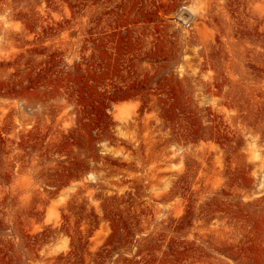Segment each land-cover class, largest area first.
<instances>
[{"label": "rangeland", "instance_id": "374dc122", "mask_svg": "<svg viewBox=\"0 0 264 264\" xmlns=\"http://www.w3.org/2000/svg\"><path fill=\"white\" fill-rule=\"evenodd\" d=\"M0 264H264V0H0Z\"/></svg>", "mask_w": 264, "mask_h": 264}, {"label": "bare ground", "instance_id": "6f19581e", "mask_svg": "<svg viewBox=\"0 0 264 264\" xmlns=\"http://www.w3.org/2000/svg\"><path fill=\"white\" fill-rule=\"evenodd\" d=\"M125 120V119H124ZM126 120H128V119H126ZM128 122V121H127Z\"/></svg>", "mask_w": 264, "mask_h": 264}]
</instances>
